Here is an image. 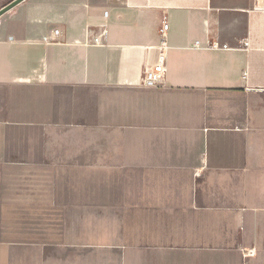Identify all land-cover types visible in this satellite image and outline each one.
I'll return each instance as SVG.
<instances>
[{"label": "crops", "instance_id": "1", "mask_svg": "<svg viewBox=\"0 0 264 264\" xmlns=\"http://www.w3.org/2000/svg\"><path fill=\"white\" fill-rule=\"evenodd\" d=\"M0 264H264V0L0 17Z\"/></svg>", "mask_w": 264, "mask_h": 264}, {"label": "built area", "instance_id": "2", "mask_svg": "<svg viewBox=\"0 0 264 264\" xmlns=\"http://www.w3.org/2000/svg\"><path fill=\"white\" fill-rule=\"evenodd\" d=\"M167 31L168 25L166 24L164 28L161 30L162 40L158 47L160 53L155 62V64L147 69L145 77H144V85L147 87H154L163 81V78L166 73V60L167 55L166 51L168 48V40H167ZM95 45H103V38L100 34H95L92 40ZM213 47H220L219 43L213 45ZM227 47V46H224ZM246 78V75H245Z\"/></svg>", "mask_w": 264, "mask_h": 264}, {"label": "water", "instance_id": "3", "mask_svg": "<svg viewBox=\"0 0 264 264\" xmlns=\"http://www.w3.org/2000/svg\"><path fill=\"white\" fill-rule=\"evenodd\" d=\"M25 0H13L12 2L5 5L3 8L0 9V17H2L4 14L9 12L10 10L14 9L16 6L24 2Z\"/></svg>", "mask_w": 264, "mask_h": 264}]
</instances>
